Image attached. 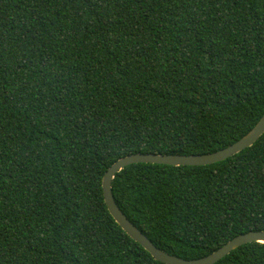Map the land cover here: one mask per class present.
I'll list each match as a JSON object with an SVG mask.
<instances>
[{"label": "trees", "instance_id": "1", "mask_svg": "<svg viewBox=\"0 0 264 264\" xmlns=\"http://www.w3.org/2000/svg\"><path fill=\"white\" fill-rule=\"evenodd\" d=\"M264 112V0H0V264H163L101 180L133 153L198 155ZM111 193L185 260L264 230V132L204 166L135 163ZM214 264H264V243Z\"/></svg>", "mask_w": 264, "mask_h": 264}, {"label": "water", "instance_id": "2", "mask_svg": "<svg viewBox=\"0 0 264 264\" xmlns=\"http://www.w3.org/2000/svg\"><path fill=\"white\" fill-rule=\"evenodd\" d=\"M264 132V112L255 125L241 138L227 147L215 152L198 155L153 154L133 153L117 159L104 172L101 180V189L107 210L120 228L136 243H138L150 256L163 264H214L235 248L250 242L264 243V230L248 231L239 234L227 241L221 247L210 254L193 260H185L170 255L159 248L139 231L120 211L115 204L111 193V180L122 168L135 163L163 164L170 166H204L220 162L229 158L241 150L251 146Z\"/></svg>", "mask_w": 264, "mask_h": 264}]
</instances>
